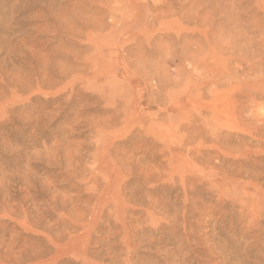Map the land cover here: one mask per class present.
Here are the masks:
<instances>
[{"label": "rangeland", "instance_id": "374dc122", "mask_svg": "<svg viewBox=\"0 0 264 264\" xmlns=\"http://www.w3.org/2000/svg\"><path fill=\"white\" fill-rule=\"evenodd\" d=\"M240 33L264 0H0V264H264V147L219 101Z\"/></svg>", "mask_w": 264, "mask_h": 264}, {"label": "bare ground", "instance_id": "6f19581e", "mask_svg": "<svg viewBox=\"0 0 264 264\" xmlns=\"http://www.w3.org/2000/svg\"><path fill=\"white\" fill-rule=\"evenodd\" d=\"M263 35L258 37L257 35L251 34L250 35L251 37L247 36L248 37L247 38L245 34L244 35L241 33L238 34V39L243 38L242 48H240L241 45L236 40H233L234 35H231L227 42L224 41L225 43H222L223 49L220 50L221 52H225V54L228 55V58L224 60L225 64H223L222 60H221L222 63L221 62L219 63V88L222 86L223 87L226 86L228 88L227 94H224L225 97H223L220 94L221 99L219 98V101L224 100L226 104L225 107L227 110H229L228 111L229 115L231 116V119L233 121L232 127H243V129L252 127L253 133L251 135L254 137V139L256 138L260 141L259 144L261 147H264V122L260 123L256 117L255 118L251 117L250 116L251 114L247 116L245 114L246 113L245 111L247 109L245 108L246 110H244V108H242V103H244V101L242 102V100L240 99L243 97L252 98L253 96L258 97L260 95H264V45L260 43L261 37ZM259 38L260 40H258ZM250 49H253V50L250 53H248L247 51ZM222 56L220 57L222 58ZM221 64H223L225 67L222 66ZM233 64L235 65V67L230 68V66ZM242 66H244V68H242ZM241 76H243L244 79H241ZM191 89H192V86H191ZM219 109L222 110V108H219ZM219 127H222L220 121H219ZM236 140L237 141L235 142L237 143L233 146V149H234L233 152H235L236 154L241 156L242 153L244 152L243 151L240 152V150L244 148L245 149L244 156L246 159H248L247 158L248 155H253V152L258 151L257 149H253V147L251 149L249 144L244 145V144H241L242 142L238 143L239 139H236ZM219 143H221L220 139H219ZM258 149L260 150V147ZM258 161L259 160H257L256 162ZM240 165L244 166V164L242 163H240ZM257 165L254 163V165H249V166L250 168L252 166L253 169H258L259 166ZM259 170H261V168ZM248 173H254L255 175L259 174L258 170L257 172L253 170Z\"/></svg>", "mask_w": 264, "mask_h": 264}]
</instances>
